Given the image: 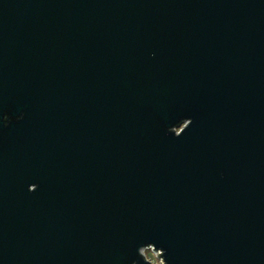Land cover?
<instances>
[{"label":"water","instance_id":"95a60500","mask_svg":"<svg viewBox=\"0 0 264 264\" xmlns=\"http://www.w3.org/2000/svg\"><path fill=\"white\" fill-rule=\"evenodd\" d=\"M264 264V0H0V264Z\"/></svg>","mask_w":264,"mask_h":264},{"label":"rangeland","instance_id":"374dc122","mask_svg":"<svg viewBox=\"0 0 264 264\" xmlns=\"http://www.w3.org/2000/svg\"><path fill=\"white\" fill-rule=\"evenodd\" d=\"M146 255L150 260H153L157 264H162L161 259H159L151 248L146 249Z\"/></svg>","mask_w":264,"mask_h":264},{"label":"built area","instance_id":"2783aa9c","mask_svg":"<svg viewBox=\"0 0 264 264\" xmlns=\"http://www.w3.org/2000/svg\"><path fill=\"white\" fill-rule=\"evenodd\" d=\"M147 249H148V248H147ZM151 249H152V248H151ZM152 250H153V249H152ZM153 252H154V251H153ZM154 253H155V252H154ZM155 254H156V253H155ZM156 256H157V254H156ZM157 257H158V256H157ZM158 258H159V257H158ZM159 259H161V258H159ZM161 261H162V259H161ZM152 262L155 263L153 260H152ZM156 264H157V263H156ZM162 264H164L163 261H162Z\"/></svg>","mask_w":264,"mask_h":264}]
</instances>
